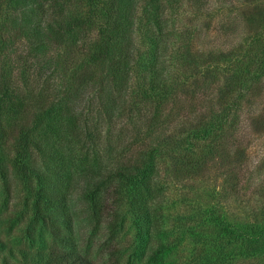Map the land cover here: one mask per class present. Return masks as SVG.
I'll return each instance as SVG.
<instances>
[{
    "label": "trees",
    "instance_id": "1",
    "mask_svg": "<svg viewBox=\"0 0 264 264\" xmlns=\"http://www.w3.org/2000/svg\"><path fill=\"white\" fill-rule=\"evenodd\" d=\"M217 3L232 7L215 15ZM76 5L0 0L3 202L18 214L21 196L30 220L53 240L27 254L0 237V264H110L83 252L73 229L86 218L115 234L124 212L143 246L135 252L157 261L167 188L197 174L220 140L243 153L244 125L264 138V0H90L84 17ZM181 7L208 16V26L217 22L222 35L245 33L231 50L203 54L198 65L211 64L206 71L221 77L202 79L192 93L171 90L172 14ZM78 45L87 60L63 63L60 51ZM91 68L97 77L88 80ZM197 256L206 261L210 251Z\"/></svg>",
    "mask_w": 264,
    "mask_h": 264
},
{
    "label": "rangeland",
    "instance_id": "2",
    "mask_svg": "<svg viewBox=\"0 0 264 264\" xmlns=\"http://www.w3.org/2000/svg\"><path fill=\"white\" fill-rule=\"evenodd\" d=\"M73 1L75 5L78 2ZM79 3L76 7L84 17L90 0H79ZM230 7L217 3L213 10L218 12L213 11V14H224ZM100 15L103 18L102 12ZM172 15L175 31L171 44L174 50L170 60L171 90L192 93L199 81L217 74L208 72L211 64H203L202 61L201 66L198 65L203 54L212 48L231 50L242 41L245 33L240 29L239 39L238 36L222 35L217 32V22L208 26V16H196L186 7H181ZM91 27L94 29V26ZM96 37L94 32L91 38ZM144 43L141 48L145 52ZM84 48L78 45L70 52L65 49L60 51L64 57L63 63L66 64L67 57L80 63L86 61L87 49ZM188 52L192 57L186 56ZM217 55L218 51L214 58ZM207 67L209 70L206 71ZM92 71L95 68L89 70L86 79L97 77ZM217 76L221 77V74ZM190 128L191 125L187 124V129ZM238 133L243 138V153L229 149L228 143L224 144L226 139L223 144L220 140V152L214 150L212 155L207 156V162L197 174L187 176L181 183L173 184L170 180L172 184L165 192L162 221L167 235L162 240L164 248L157 261H150L151 254L147 252L140 254L142 249L135 252L136 247L143 246H139L131 217L126 212L122 228L111 235L106 229L93 226L88 219L79 218L73 231L76 241L81 242L83 252L88 253L96 263L110 264H114L110 254L118 257V264H264V138L251 132L245 125L239 128ZM4 199L0 182V237L4 246L14 250L22 248L27 254L46 251L53 243L52 236L41 224L30 220L28 212L21 206V196L15 199L18 214L9 211ZM202 208L206 209L202 212L200 223L194 224ZM250 226H254L255 232L251 231ZM191 228L195 230L189 231ZM157 244L154 237L151 240L152 248ZM203 245L210 251V256L206 261L198 262L197 252L202 251L204 255L206 251Z\"/></svg>",
    "mask_w": 264,
    "mask_h": 264
}]
</instances>
